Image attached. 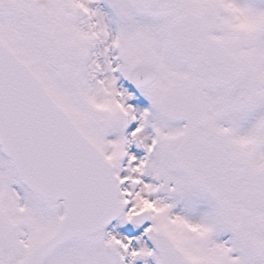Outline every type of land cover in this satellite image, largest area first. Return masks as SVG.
Instances as JSON below:
<instances>
[{"label":"snow or ice","instance_id":"obj_1","mask_svg":"<svg viewBox=\"0 0 264 264\" xmlns=\"http://www.w3.org/2000/svg\"><path fill=\"white\" fill-rule=\"evenodd\" d=\"M0 264H264V0H0Z\"/></svg>","mask_w":264,"mask_h":264}]
</instances>
